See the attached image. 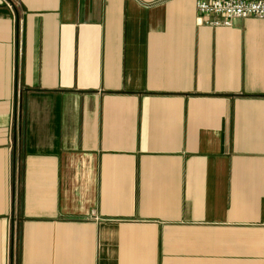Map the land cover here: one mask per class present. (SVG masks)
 Returning a JSON list of instances; mask_svg holds the SVG:
<instances>
[{"label": "crops", "instance_id": "1", "mask_svg": "<svg viewBox=\"0 0 264 264\" xmlns=\"http://www.w3.org/2000/svg\"><path fill=\"white\" fill-rule=\"evenodd\" d=\"M0 264H264V20L0 0Z\"/></svg>", "mask_w": 264, "mask_h": 264}, {"label": "built area", "instance_id": "2", "mask_svg": "<svg viewBox=\"0 0 264 264\" xmlns=\"http://www.w3.org/2000/svg\"><path fill=\"white\" fill-rule=\"evenodd\" d=\"M196 12L207 25L231 27L236 20H264V0H196Z\"/></svg>", "mask_w": 264, "mask_h": 264}]
</instances>
